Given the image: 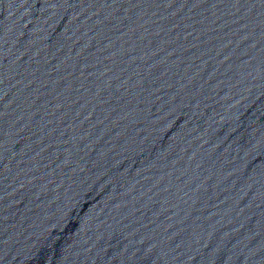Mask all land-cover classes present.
Here are the masks:
<instances>
[{
  "label": "water",
  "instance_id": "obj_1",
  "mask_svg": "<svg viewBox=\"0 0 264 264\" xmlns=\"http://www.w3.org/2000/svg\"><path fill=\"white\" fill-rule=\"evenodd\" d=\"M0 264H264V0H0Z\"/></svg>",
  "mask_w": 264,
  "mask_h": 264
}]
</instances>
